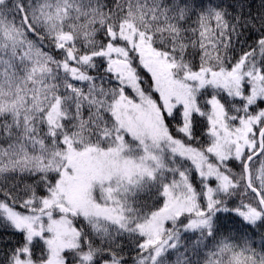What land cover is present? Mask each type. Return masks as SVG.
<instances>
[{
  "label": "snow or ice",
  "instance_id": "6c2138e0",
  "mask_svg": "<svg viewBox=\"0 0 264 264\" xmlns=\"http://www.w3.org/2000/svg\"><path fill=\"white\" fill-rule=\"evenodd\" d=\"M0 264H264V0H0Z\"/></svg>",
  "mask_w": 264,
  "mask_h": 264
},
{
  "label": "trees",
  "instance_id": "16d2710c",
  "mask_svg": "<svg viewBox=\"0 0 264 264\" xmlns=\"http://www.w3.org/2000/svg\"><path fill=\"white\" fill-rule=\"evenodd\" d=\"M243 2L248 6H250L253 9V11L258 9L261 5V0H243ZM223 3L225 5H230L236 3V0H223ZM229 10L231 11V9Z\"/></svg>",
  "mask_w": 264,
  "mask_h": 264
}]
</instances>
